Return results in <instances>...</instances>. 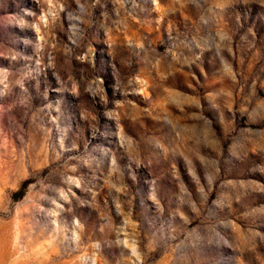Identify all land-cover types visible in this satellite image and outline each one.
Listing matches in <instances>:
<instances>
[{
	"label": "rangeland",
	"instance_id": "1",
	"mask_svg": "<svg viewBox=\"0 0 264 264\" xmlns=\"http://www.w3.org/2000/svg\"><path fill=\"white\" fill-rule=\"evenodd\" d=\"M137 4L127 0L121 8L116 0H0L5 133L0 137V264H91L76 257L91 256L90 244L97 241L108 264H128V250L119 243L124 222L114 195L103 187V178L93 184L79 174L80 157L49 159L39 170L26 165V175L19 169L22 145L11 120L24 129L25 141L31 136L38 145L42 138L39 129L29 126L32 114L25 116L20 100L71 92L72 85L83 95L69 102L82 101L81 122L89 127L84 117L91 113L136 136L164 119L189 130L182 154L166 158L159 169L174 190L169 210L183 211L191 220L188 227L194 228L201 221L181 205V189L193 201L215 204L222 209L220 222L231 221L233 264H264V0ZM220 32L229 39L221 43ZM101 59L108 103L93 97L101 110L94 112L88 86L93 64ZM5 140L10 146H4ZM79 143L83 149L86 138ZM32 160L39 162L35 154ZM65 162L78 171L63 179L57 175L49 191L41 193L38 181L57 169L63 174ZM208 174L214 176L211 187L204 178ZM73 181H80V187ZM41 195L47 197L44 212L34 207H44ZM40 217L52 221L50 226ZM66 218L83 225L79 249L72 242L75 226L69 227ZM166 255L158 249L147 264H168ZM218 260L207 253L195 264Z\"/></svg>",
	"mask_w": 264,
	"mask_h": 264
},
{
	"label": "clouds",
	"instance_id": "2",
	"mask_svg": "<svg viewBox=\"0 0 264 264\" xmlns=\"http://www.w3.org/2000/svg\"><path fill=\"white\" fill-rule=\"evenodd\" d=\"M126 2L127 0H116L121 8ZM152 3L157 4L158 0H152ZM131 4L133 7L139 6L137 0H131ZM217 35L221 43L229 39L226 33L220 32ZM105 71V63L101 59L93 64L90 72L88 87L93 96L89 99L94 112L101 110L93 97L99 96L100 102L108 103L103 87ZM82 95L80 88L72 85L71 92L65 90L44 98H29L25 95L20 100L19 105L25 110V116L32 114L29 126L39 129L42 133L38 145L31 136L25 141L24 129L15 120H11L22 145L19 155V169L22 173L27 174L26 165H32L39 170L47 167L49 159L57 162L65 155L70 158L80 157L79 174L93 184H98L103 178V187L114 195L115 210L123 217L124 222L121 231L123 238L119 243L128 250V264H147L149 254L157 252L158 249L167 253L168 264H195L197 257L207 253L215 254L219 258L218 264H233V257L229 256L232 248V236L229 231L231 221L220 222V207L206 204L203 200L193 201L187 190L182 188L185 198L181 200V205H187L195 213L192 219H200L201 223L189 228L191 220L183 211L173 213L169 210L174 190L161 178L159 169L166 158L174 159L182 154L180 148L189 130L174 127L168 119H164L155 126L148 125L146 130L136 136L125 132L123 128L109 127L91 113L84 117L90 122L89 127L81 122L79 105L82 101L73 99L69 102L70 97ZM3 114L4 109L0 108V137L5 135ZM81 137L86 138L83 149L79 143ZM4 146H10L7 140ZM33 154L38 158V163H33ZM61 167L64 168L63 174L57 169L44 180L38 181L41 193L49 191L57 175L63 179L67 172L78 171L75 167H68L67 162ZM93 177L95 179H92ZM204 178L208 181V187H211L214 176L208 174ZM73 183L80 187V181ZM60 195L63 196L62 190ZM96 195L98 193L94 192L93 199ZM40 200L45 201L44 207L39 204L34 207L44 212L48 207L47 197L41 195ZM40 219L45 226L52 223L46 217ZM65 223L69 227L75 226L72 242L78 249L81 248L82 223L75 218H66ZM101 231L103 232L104 228H101ZM90 247L93 250L91 256L85 252L84 255L76 257V260H90L91 264H108L102 255L99 241L91 243Z\"/></svg>",
	"mask_w": 264,
	"mask_h": 264
}]
</instances>
